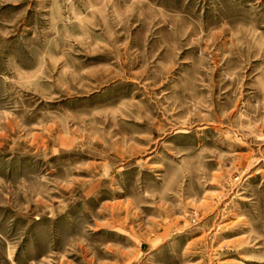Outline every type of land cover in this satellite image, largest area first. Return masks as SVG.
<instances>
[{"label": "rangeland", "instance_id": "rangeland-1", "mask_svg": "<svg viewBox=\"0 0 264 264\" xmlns=\"http://www.w3.org/2000/svg\"><path fill=\"white\" fill-rule=\"evenodd\" d=\"M0 264H264V0H0Z\"/></svg>", "mask_w": 264, "mask_h": 264}]
</instances>
